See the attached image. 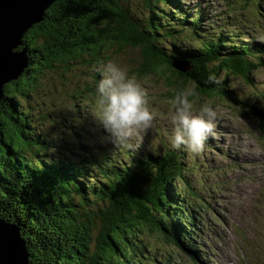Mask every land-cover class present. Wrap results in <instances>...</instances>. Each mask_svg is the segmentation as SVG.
Here are the masks:
<instances>
[{"label": "trees", "instance_id": "16d2710c", "mask_svg": "<svg viewBox=\"0 0 264 264\" xmlns=\"http://www.w3.org/2000/svg\"><path fill=\"white\" fill-rule=\"evenodd\" d=\"M130 1L55 0L17 47L27 67L3 85L0 99V218L19 227L29 264H168L155 241L175 247L192 264L202 262L193 242L200 221L189 211L195 189L187 174L195 166L185 149L128 142L102 149L101 138L94 144L87 131L69 124L60 129L69 139L47 131L44 120L58 117L41 108L48 73L78 68L71 97L92 101L112 50L137 48L136 74L163 81L168 99L192 83L198 97L246 107L244 114L264 133V106L258 105L264 85L255 87L253 78L264 67V39L237 37L238 31L210 23L213 33L201 22L202 10L189 11L181 0H139L138 13ZM225 10L238 9L232 4ZM190 36L198 37L197 44L182 45ZM91 69L90 85L81 75ZM230 75L255 87L243 97L247 101Z\"/></svg>", "mask_w": 264, "mask_h": 264}, {"label": "rangeland", "instance_id": "374dc122", "mask_svg": "<svg viewBox=\"0 0 264 264\" xmlns=\"http://www.w3.org/2000/svg\"><path fill=\"white\" fill-rule=\"evenodd\" d=\"M181 2L189 11L201 9L204 16L201 22L213 33L217 30L210 28V23L227 31H238L237 37L244 34L245 39L259 41L264 39V0H261L260 6L254 4L252 0H181ZM232 4L236 5L237 11L225 10ZM130 7L138 13L141 7L139 0H131ZM230 15L235 17L230 18ZM239 18L242 21H239ZM213 33L205 31L207 35ZM197 39V36H190L182 45L197 44ZM112 56L114 58L111 61L126 67L129 75L134 76L141 84L146 92L149 107L155 113L152 126L134 131L127 138V142L142 138L146 140V145L149 144L153 149L162 150L163 143L170 147L169 136L173 127L170 114L173 100L167 97L168 87L163 81L154 80V77L152 79L136 74L135 67L141 57L139 49H113ZM94 71L95 69H91V72L87 70L86 75H81L90 85L93 84L91 74H94ZM78 72H80L78 68L70 71L58 68L43 78V90L46 95H42L40 99L43 102L42 111L58 115L54 119L48 117L44 120L43 127L51 133L57 132L55 134L59 137L69 139L67 132L65 134L62 131L67 130L66 125L69 124L78 133H84L83 129L87 131L85 138L93 139V143L96 144L95 141L106 134L95 123L99 111L95 96L88 102L71 97L74 93L75 77L79 76ZM253 75L255 87L259 84L264 85V67L255 70ZM231 76L229 83L238 91L239 97L243 99L252 95L255 87L247 85L234 75ZM245 99L243 100L247 101ZM204 101H211L217 112V118L213 121V134L205 142V147L200 153L193 154L185 150L188 163L195 166V171L187 174L189 183L193 185L192 190L195 189L191 203L203 207L202 218L197 224L203 226L200 230L203 238L197 242H203L206 247L204 248L207 255V258H204L207 260L206 264H264V133H261L254 117L244 114L246 107L241 104H234L222 98L207 99L201 96L194 101V110L198 103ZM258 103L259 107L264 106V102ZM78 104L80 113L75 106ZM156 129L162 131L160 136ZM82 140L86 145L93 144ZM80 143L83 144L82 141ZM105 147L108 145L102 146V149ZM187 194L190 193L187 191ZM194 209L197 211L199 208L194 206ZM155 243L162 249V253L169 256L168 264H189L187 255L181 252L178 254L175 247L159 241ZM163 262L167 263L166 260Z\"/></svg>", "mask_w": 264, "mask_h": 264}, {"label": "clouds", "instance_id": "9594fccd", "mask_svg": "<svg viewBox=\"0 0 264 264\" xmlns=\"http://www.w3.org/2000/svg\"><path fill=\"white\" fill-rule=\"evenodd\" d=\"M100 77L94 89L99 109L95 123L107 139L124 143L134 131L152 126L155 113L149 107L146 92L126 67L110 60L101 67ZM208 80L213 81L214 77L209 75ZM198 95L196 86L186 83L173 98L169 136L173 150L183 148L198 154L213 134L217 112L211 101L198 103L194 110Z\"/></svg>", "mask_w": 264, "mask_h": 264}, {"label": "water", "instance_id": "95a60500", "mask_svg": "<svg viewBox=\"0 0 264 264\" xmlns=\"http://www.w3.org/2000/svg\"><path fill=\"white\" fill-rule=\"evenodd\" d=\"M55 0H0V99L3 85L27 67L21 45L23 33L43 18ZM184 69V68H180ZM0 264H29L27 247L15 223L0 218Z\"/></svg>", "mask_w": 264, "mask_h": 264}]
</instances>
